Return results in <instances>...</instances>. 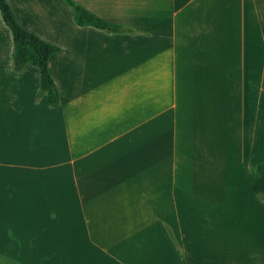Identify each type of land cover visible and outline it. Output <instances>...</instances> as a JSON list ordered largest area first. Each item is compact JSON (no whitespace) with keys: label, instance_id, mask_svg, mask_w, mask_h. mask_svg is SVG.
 Returning a JSON list of instances; mask_svg holds the SVG:
<instances>
[{"label":"crops","instance_id":"1","mask_svg":"<svg viewBox=\"0 0 264 264\" xmlns=\"http://www.w3.org/2000/svg\"><path fill=\"white\" fill-rule=\"evenodd\" d=\"M75 1L131 33L79 26L63 0H7L25 29L60 48L48 60L56 107L35 100L36 66L13 71L0 14L10 98L0 136L32 140L19 145L25 160L0 155V184L23 186L6 195L13 226L0 232V264L255 262L248 210L264 193V0ZM230 191L224 234L216 207Z\"/></svg>","mask_w":264,"mask_h":264},{"label":"trees","instance_id":"2","mask_svg":"<svg viewBox=\"0 0 264 264\" xmlns=\"http://www.w3.org/2000/svg\"><path fill=\"white\" fill-rule=\"evenodd\" d=\"M74 13V21L79 26H93L110 33H131V30L121 24L108 21L75 0H63ZM0 14L9 28L13 39L12 65L15 73L21 72L27 64L39 69V87L37 99L46 95L50 107H56L60 102L58 88L48 68V60L60 48L40 38L36 33L25 29L16 19L7 0H0ZM264 206V193L260 196ZM181 264H185L183 261Z\"/></svg>","mask_w":264,"mask_h":264},{"label":"rangeland","instance_id":"3","mask_svg":"<svg viewBox=\"0 0 264 264\" xmlns=\"http://www.w3.org/2000/svg\"><path fill=\"white\" fill-rule=\"evenodd\" d=\"M1 33L2 32H0V35H2ZM258 80H259V78L257 77L256 82H255V86L257 85ZM259 93H260V91L258 90L256 92V95H259ZM8 94H9L8 87H6V85H4V84H0V111L4 108L8 107V104H6L7 103L6 101L10 100V98L8 97ZM41 98H46V100H47L46 95H42L38 99L36 98L35 100H39ZM3 119L5 120L6 118L4 117ZM48 131H49V128L47 127V132ZM47 132L39 131L38 133H39V136L42 139H44V134H47ZM10 135H11V137H13L12 140L14 143V144H11V146H9V143H7V140H9V139L11 140ZM10 135L8 136L7 132H6V134L0 136V147H2L4 149V153L0 152V155L5 156L9 160H12V161L15 157H18L19 161H22V159L25 160L26 159L25 151H24V153H19V150H21L19 145L22 144L23 145L22 149L24 150L27 142H29L30 144L32 143L31 138H28L27 136H23L21 134L18 135L16 133H13ZM17 137H19L18 142L16 140ZM47 139H49L48 136H47ZM57 139L59 140V134H58ZM39 145H40V143L39 144H36L35 142L33 143V147H37ZM2 169H3V167H0V170H2ZM5 170H6L5 173L0 171V181H2V179H5V177L8 173V168H5ZM2 174H4V175H2ZM20 187H23V186L21 184H16L14 186L10 184V187L5 188L4 185L0 184V232H2L1 235L3 234V236H7L9 234L8 231H10L12 229V227H10V226H13L12 224L11 225L8 224V218H7L8 217L7 208H8L9 201L6 200V195L8 193H10V192H8V189H11V188L17 189ZM230 190H231V188H230ZM261 194H262V192H260L259 194H256L255 199H254V207H252L251 209L248 210V212L255 214V217H254L255 219L253 218V220H252V223L255 226L254 228L256 229V232H254V238H253V243L255 244V248H256L255 249V253H256L255 262H252L250 260H243V259L235 260L234 258H231V259H227L231 262L229 264H264V231L259 232V230L262 227V224H264L263 215H262V212L264 211V206H263V204L260 200V197H259ZM15 195L16 196L21 195V191L16 190ZM13 197H14V195H13ZM235 203L236 202L233 198V194L230 191L227 195V198L223 199V205H221L220 207H216V209H219L220 212H222L221 219H222V223H223L222 230H223L224 234L232 232L231 221L235 217V214L232 212V210H233V207L235 206ZM11 204H12V202H11ZM242 213L243 212H241V214H240V219H242V217H241ZM245 221L246 220H244V222ZM228 237H229V235H228ZM245 237H246V234H244V237L242 235H239V240L240 241L242 239L246 240ZM248 242L250 244L251 240H248ZM216 263H218V262H216Z\"/></svg>","mask_w":264,"mask_h":264}]
</instances>
